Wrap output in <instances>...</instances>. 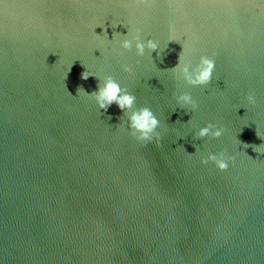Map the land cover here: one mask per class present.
Instances as JSON below:
<instances>
[{
    "label": "water",
    "instance_id": "water-1",
    "mask_svg": "<svg viewBox=\"0 0 264 264\" xmlns=\"http://www.w3.org/2000/svg\"><path fill=\"white\" fill-rule=\"evenodd\" d=\"M108 76L133 109L77 95ZM143 107L158 143L129 134ZM0 264H264V0H0Z\"/></svg>",
    "mask_w": 264,
    "mask_h": 264
},
{
    "label": "clouds",
    "instance_id": "clouds-1",
    "mask_svg": "<svg viewBox=\"0 0 264 264\" xmlns=\"http://www.w3.org/2000/svg\"><path fill=\"white\" fill-rule=\"evenodd\" d=\"M133 39L136 41L135 49L137 55H143L145 47L152 51H156L158 49V44L151 39H149L146 44L141 42V37L138 33L134 35ZM121 47L125 50H130L133 47V41L124 39ZM122 68L123 71L127 73H131L133 71L132 66L128 64L122 65ZM214 69V60L206 56H202L196 71L192 74H189L188 66L183 62V57L179 55L178 63L172 68V71L174 73L182 74L184 79L187 80V82L192 86H203L210 83ZM70 70L71 67L69 68V71ZM89 76L92 75L87 71H83L80 74V78L83 80H87ZM78 94L86 95L89 98L95 97L96 104L98 105L99 109L103 110L104 112H107L108 108L112 104H116L121 109V111H124L125 109H133L136 101V97L130 94L126 88L122 89L120 84L116 82L111 76L107 77L104 86L99 88L97 92L88 93L85 92L82 87H78L77 95ZM246 100L249 104H255L256 102L255 97L252 94H249L246 97ZM179 101L182 108L188 107L194 111L198 107L196 101H194L187 93L180 95ZM159 125L160 122L153 112L148 107H143L132 111L128 122V127L130 129L129 134L141 142H149L153 139V137H155L158 143L160 134L156 131V129L159 127ZM223 132L224 129L222 127L218 128L213 124H208L207 126L200 128L198 136L201 138L205 136L219 138ZM244 146L249 147L248 144H245ZM231 159L232 157H226V154L221 152L219 155L209 154L206 158L201 160V163L207 164L208 161H212L220 171H226L229 166L228 160Z\"/></svg>",
    "mask_w": 264,
    "mask_h": 264
}]
</instances>
